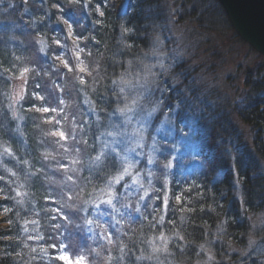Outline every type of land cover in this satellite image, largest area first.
Instances as JSON below:
<instances>
[{
    "label": "trees",
    "instance_id": "1",
    "mask_svg": "<svg viewBox=\"0 0 264 264\" xmlns=\"http://www.w3.org/2000/svg\"><path fill=\"white\" fill-rule=\"evenodd\" d=\"M160 1L129 0L124 9V2L119 0H0V12L8 10L7 15L0 13V137L8 141L13 158L26 161L31 165V171L33 166L35 172L22 185L12 186L11 180L5 183L0 180V188L7 191L0 200V264H65L55 258L64 252H68L73 260L83 256L88 264H109V260L110 264H196L205 260L200 254L204 248L211 247L218 259L220 256L225 258L218 248L220 245L227 243L240 249L248 240L250 215L264 212V173L258 163L264 161V62L250 73L243 106L233 109L240 123L249 127L253 139L251 145L244 141L235 121H230L228 116L202 121L205 140L209 141L210 147H201L197 151L201 173L192 185L187 182L185 187L172 181L170 205L161 223H157L160 211H154L150 202L139 205L138 200H133L131 205H120L122 208L117 205L118 212L112 214V209L105 207L106 218L115 214L114 220L108 218L107 222L101 221L99 210L87 206L88 217L97 213L95 218L93 216L95 236L88 235L85 228L79 225L85 219V213L62 208L69 220L51 219L57 215L54 210L67 202V195L80 192L83 199H88L89 193L94 196L93 186H97L98 190L103 186L102 174H110L113 170L108 159L100 171L93 167L83 175L69 179L70 173L65 167L74 161L72 156L69 157L74 145L81 146L85 156L92 157L93 162L100 132L96 122L100 121L104 126L106 117L113 110L110 84L125 67L129 68L131 61L137 60L149 48L150 30L147 25L151 19H161ZM101 12L104 13L102 16ZM8 17H14L16 32L6 21ZM227 21L233 29L228 17ZM69 26L72 28L71 35L68 33ZM64 37L69 44L86 49L83 60L76 59L82 67L97 74L92 79L81 83L69 72L60 78L62 62L58 60H62L55 54L66 47V44H61ZM234 37L243 43L237 34L234 33ZM42 45L45 47L40 52ZM55 65H59V72L53 70ZM28 67L29 71L24 73L23 69ZM21 74H26L28 85L23 105L26 115L23 116V129L26 133L21 135L25 138L20 139L16 122L10 121L7 110L9 104L6 105V102L10 94H7V101L4 96L11 88L12 77ZM50 94H57V98L61 96L64 101L61 104L59 100L58 104L63 110L59 125L60 131L68 137V149L63 145L60 151L43 152L46 157H50L49 153H62L63 157L61 160H46L43 163L47 165L46 169L40 172L37 164L39 153L46 144L45 138L48 141L54 138L46 133L50 113L36 109H43L44 103L50 108L55 107L56 102ZM87 100L94 103L92 113L97 114L98 120L93 114L90 121L82 115ZM56 126V132H59L58 124ZM8 164L7 167L0 166V175L5 174L4 179L9 174L7 169L17 173L12 161ZM236 180L242 188L241 198L237 195ZM47 187L62 193L63 197L48 194L45 192ZM18 190L25 195L17 196ZM176 196L181 199L177 201ZM125 199L127 202L130 200ZM121 201L125 202L123 198ZM5 208L9 211L5 212ZM33 220L38 224L30 223ZM96 221L101 226L98 227ZM57 223L60 228L53 229L51 226ZM104 226L114 243L98 238L96 242V234ZM38 233L43 239L36 238ZM160 233L169 239L168 252L153 255L149 242ZM216 233L222 235L220 239L224 240L223 243H210ZM29 236L33 239H28ZM57 236L68 245L66 249L61 251L50 247L56 242L50 237ZM180 236L184 239H179ZM158 242L156 239V245ZM121 247L123 253L119 251ZM42 249H47V253ZM147 255H153V258L136 259ZM234 257L231 260L236 262Z\"/></svg>",
    "mask_w": 264,
    "mask_h": 264
},
{
    "label": "rangeland",
    "instance_id": "2",
    "mask_svg": "<svg viewBox=\"0 0 264 264\" xmlns=\"http://www.w3.org/2000/svg\"><path fill=\"white\" fill-rule=\"evenodd\" d=\"M119 1L124 2L122 6L125 9L129 0ZM219 5L216 0H161L160 5H158L161 10V19H151L147 25L150 30H148L149 48L137 60L131 61L129 68L125 67L110 84L109 95L113 101V110L106 117L104 126L100 121H95L98 126L97 129L100 131L95 156L99 151L104 150L112 162L115 159V154L111 153L112 147H116L122 154L129 146L135 147L132 133L144 123L140 119L141 116H146L147 112L154 107L156 108V111L148 118L147 124L144 125L147 137L143 142L144 147L137 148L136 153L131 154L135 158L136 170L141 173L142 182L144 187L149 190V194L144 200H140L139 197L143 195V190H138L137 186L134 185L127 192L124 188L117 186L119 191L124 194L122 198L125 202L122 203L120 199L116 203V207L118 205L119 208H122L121 206L126 203L131 205L133 200H138L139 205L150 202V207L160 211V217L166 218L171 199L172 181L174 180L177 184L185 187L187 182L192 185L197 178L196 176L201 173V167L196 158L197 151L201 147H210L209 141L205 140V128L201 122H208L210 117L228 116L230 121H235L238 132L242 134L244 141L251 145L253 140L251 131L249 127L240 123L233 109L236 106H243V102L247 98L246 83L250 73L261 67L264 58L243 40L241 43L234 37L236 32L229 26L227 16ZM3 12L5 15L8 14V10ZM13 20L14 17L13 19L12 17L6 19L16 32L15 25H13L15 20ZM22 28L23 26L20 27V29ZM23 32L22 29L21 33L23 34ZM64 38V42L61 44H66V47L55 54L57 58L60 57L62 60H58V62H62L60 72L59 65H55L53 70L61 73V79L68 72L77 81H80V78L87 81L96 76L97 74L90 70L86 69L84 72L79 70L82 64L77 62V52H79V59H82L83 53H87L85 52L86 49L77 44H69L66 40L67 37ZM44 47V45L39 47V51H43ZM64 61H67L68 67H65ZM69 68L72 70L69 71ZM149 69L151 73H149ZM12 79L11 88L4 96V100L7 101V94H10V99L6 102V105L9 104L7 110L9 117H11L10 121L16 122L15 127L18 128L16 131L21 139L25 138L21 135L24 136L26 133L23 129L24 117L26 116L23 105L27 98L28 78H26V74H21L12 77ZM125 81L130 83H125ZM121 88L124 89L123 92H121ZM83 94L87 93L84 92ZM50 95L51 99L56 102L55 107H53L56 111H49L50 115L47 120L50 124L47 123L49 126L46 125V133L48 137L54 139L48 141L45 138L46 144L43 145V149L39 153L40 159H38L37 164L40 172L46 169L44 167L47 165L43 164L46 160H61L63 157L62 153L57 155L49 153L50 157H46L43 152L46 154V152L56 149L60 151V148H64L63 145L68 149V141L51 134L56 132L57 124L58 130H61L59 124L63 110H60L58 105L61 96L57 98V94ZM86 97L89 99L88 96ZM132 99L138 100V104L135 106L137 111L132 117V123L125 124L123 123L125 118L119 115L117 109L123 107L125 103L130 104ZM93 105V102L87 100L86 108L82 114L86 115V119L89 121L92 114L97 120L99 119L95 112L92 113ZM42 107L52 109L45 103ZM40 120L44 122L41 117ZM57 121L59 123H56ZM117 126L125 134L109 136V132L114 133L118 130ZM115 141H119V143H114ZM7 142L0 137V154H2L0 155V161H2L0 166L7 167L8 163L12 161L17 173L15 172L16 176L13 177L10 173L6 174L8 177L4 179V183L11 180L12 186L15 184L22 185L24 181L35 175L34 167L32 166L31 171L30 164L3 154L5 148L10 149ZM69 153V157L72 156L73 160L79 161V163L66 165L65 169L69 171L70 177L81 176L95 167L94 163L91 162L92 157L89 158L87 154L85 156L81 146L74 145ZM149 155L154 160L152 164L147 163L146 156ZM258 163L264 173V161H258ZM166 164L169 165L168 168H164ZM87 165H90L89 168ZM149 171L152 172L151 177L147 175ZM86 175L88 177V174ZM125 179L130 182V178L126 177ZM236 187L237 195L241 198L242 188L237 180ZM0 189L3 190L0 191L1 200L7 191L4 188ZM18 191L21 192V190ZM45 192L52 196L63 197L62 193L56 192L55 189L51 191L49 187L45 189ZM165 195L167 196L166 208L163 202ZM125 198L130 200L127 202ZM105 207L111 209L101 205L99 209L101 221L107 222L108 218L114 220L115 214L112 216L110 214L116 212L112 210L106 218ZM88 215L89 211L87 219L93 220V216L95 218L97 213L94 212L91 217ZM249 220L251 231L243 248H235L227 245V243L222 244L218 248L226 257L220 256L219 259L214 255L213 248H204L200 254L204 256L205 260L196 264H264V212L250 215ZM79 225L85 228L88 235L93 234L95 236L93 224L86 225L82 220ZM89 228L92 230L89 231ZM108 231V228L104 226L98 235L96 234V242L98 239L105 242L104 234H108ZM220 236L222 235L216 233L210 243H223L224 240L220 239ZM160 244L161 241L158 242L157 246ZM63 254L69 255L68 252ZM233 256H235L237 263L231 260Z\"/></svg>",
    "mask_w": 264,
    "mask_h": 264
},
{
    "label": "snow or ice",
    "instance_id": "3",
    "mask_svg": "<svg viewBox=\"0 0 264 264\" xmlns=\"http://www.w3.org/2000/svg\"><path fill=\"white\" fill-rule=\"evenodd\" d=\"M76 2H78V0H76ZM104 13H100V15L102 16ZM68 33L69 35H71L72 33V28L71 26H69L68 28ZM57 44L60 43V41H56ZM80 51H83V49H80ZM77 59H79V52H77ZM64 65L65 67H68V63L67 61H64ZM72 69L69 68V71H71ZM80 72H84L86 69L84 67H80ZM5 71H8L7 69H5ZM29 71L28 68H24L23 72L27 73ZM149 73H151V70H148ZM80 82L84 83L83 78H80ZM125 83H130L129 81H125ZM123 88H121V92H123ZM22 98V96H21ZM40 99H43V97H40ZM61 104L64 103L63 100L60 101ZM138 104V100L137 99H132L131 103H125L123 107H120L117 109V112L119 113L120 116L124 117V121L123 123L125 124H130L132 123V117L134 114H136V105ZM37 111H44V112H55L56 109L52 108L49 109L47 107L41 109V108H37ZM156 111V108L154 107L151 111L147 112L146 116H141V120L144 122L141 127L137 128L134 130V132L132 133V137L134 138V143H135V147H131L129 146L125 152L122 154L120 151L117 150L116 147H112L111 148V153L115 154V159L112 161V171L110 174L107 175H103V179H102V184L103 186L98 187L97 190V186H93V192L95 193V195L93 196L92 193H89V198L88 199H83L81 197L80 192H75L71 195H67L66 197V203L64 205H62L59 208H56L54 211L57 213L56 216H52L51 219L52 220H61V221H68L69 220V216L67 214L64 213V211H62V208H67L69 210V212H74V213H85V219H84V223L86 225H92L94 223L93 220L91 219H87V213H88V207L85 206H89V207H94L95 209L99 210L101 205H105L110 207L114 212H118V209L116 208V203L120 201V199L122 198V194L119 188H124L127 192V190L131 189L134 185L137 186L138 190H143V195H141L139 197L140 200H144L148 194H149V190L146 189L144 187V184L142 182V177H141V173L139 171L136 170V162H135V158L131 155L133 153H136V149L137 148H143L144 147V140L147 138L145 135L146 132V128L144 127L145 124H147L148 122V118L152 116V114ZM138 123H140V121H137ZM56 123H59V121H57ZM118 128V126H117ZM53 136H59L60 139L62 140H67L68 137L65 135V133L63 131H59V132H53L51 133ZM125 133L122 130H118L116 132H109L108 135L109 136H118V135H124ZM75 137H73L74 139ZM85 143H87L85 141ZM114 143H119V141H115ZM105 147H108L107 145H105ZM153 150H155V148H153ZM77 151H79V149H77ZM3 154H6L8 156H14V154L11 152L10 149L5 148ZM2 155V154H0ZM109 156L105 153L104 150H101L97 153V155L93 158V163L94 166L96 167L97 171H100L102 167L106 166V163L108 162ZM146 160L148 164H152L154 163L153 158L149 155L146 156ZM0 163H2V161H0ZM25 163H27L25 161ZM73 163H79V161L74 160ZM169 165H164V168H168ZM7 171L12 175V176H16V173L14 171H12L11 169H7ZM147 175L149 177H151L152 172L149 171L147 173ZM128 177L130 178V182L128 180H126L125 178ZM69 179H72L71 177H69ZM87 179V178H85ZM0 180H4V176L0 175ZM89 183H91V181H88ZM191 189H189L190 191ZM0 191H3L2 189H0ZM21 195H25V193H21V192H17V196H21ZM14 199V197H13ZM181 199L180 196H176V200L179 201ZM75 201H79V204H76ZM19 203H22V201H18ZM163 202L165 205V208L167 207V196L165 195L163 198ZM127 207V205H125ZM5 212H8L9 209L5 208L4 209ZM137 211H139V209H137ZM163 221V216L160 217V220L157 221V223H161ZM11 222V221H9ZM29 223V222H26ZM30 223L32 224H38V221H30ZM97 224V226H101L99 225V222L96 221L95 222ZM117 224H119V221H116ZM53 229H58L60 228V224H53L51 226ZM92 229L89 228V231H91ZM25 231H27V228H25ZM60 235L62 236L63 233H60ZM126 235V233H125ZM38 239H43L42 235H37ZM104 238L108 241L109 244L114 243V241L111 239V235L110 234H104ZM28 239H33V237L29 236ZM50 239H54L56 242L52 243L50 245L51 248L53 249H58V250H63L66 249L68 247V245L66 243H64L63 240L59 239V236L53 238L50 237ZM156 239H158L159 241H161L160 246L156 245ZM179 239L183 240L184 237L180 236ZM150 245L152 246V253L153 255L156 253H160V252H168V243H169V239L163 234L160 233L158 237H156L155 239H153L152 241L149 242ZM203 247V246H201ZM33 251H35V249H33ZM42 251H44L45 253H47V249H42ZM119 251L121 253H123V247H121L119 249ZM153 255H147V256H139L136 259H152ZM56 259L62 260L65 262V264H87L85 258L83 256H79L77 257L75 260L72 259V257H70L69 255H65V254H61L57 257H55ZM122 258V257H121ZM109 264H110V260H109Z\"/></svg>",
    "mask_w": 264,
    "mask_h": 264
},
{
    "label": "water",
    "instance_id": "4",
    "mask_svg": "<svg viewBox=\"0 0 264 264\" xmlns=\"http://www.w3.org/2000/svg\"><path fill=\"white\" fill-rule=\"evenodd\" d=\"M241 40L264 58V0H217Z\"/></svg>",
    "mask_w": 264,
    "mask_h": 264
}]
</instances>
